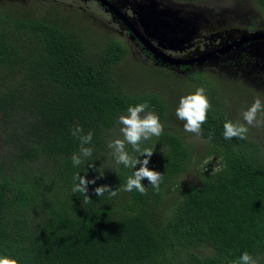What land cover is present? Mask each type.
I'll list each match as a JSON object with an SVG mask.
<instances>
[{
	"label": "trees",
	"instance_id": "1",
	"mask_svg": "<svg viewBox=\"0 0 264 264\" xmlns=\"http://www.w3.org/2000/svg\"><path fill=\"white\" fill-rule=\"evenodd\" d=\"M163 1L180 8L206 0ZM253 4L264 8V0ZM11 9L0 7V255L18 264H232L248 252L264 264V151L248 134L224 138L228 103L205 76H187L211 104L200 135L208 149L198 155L163 93L119 77L124 40H94L16 2ZM144 102L163 125L141 142L154 147L148 167L162 174L159 188L145 179L146 194L97 197L96 186L121 188L135 170L117 164L107 144L122 138L119 115ZM77 123L93 133L92 156L78 167ZM192 167L194 179L184 180ZM78 172L98 177L90 203L72 192Z\"/></svg>",
	"mask_w": 264,
	"mask_h": 264
},
{
	"label": "rangeland",
	"instance_id": "2",
	"mask_svg": "<svg viewBox=\"0 0 264 264\" xmlns=\"http://www.w3.org/2000/svg\"><path fill=\"white\" fill-rule=\"evenodd\" d=\"M253 1L254 0H206L193 7H201L205 9L208 12V16L213 13L219 14L221 12L222 16L216 15V18L221 17L224 19L227 23L224 26L225 28H229L231 25L235 27H245L248 25L250 26L255 20H260L264 17V8L255 7ZM14 2H16L22 9L25 8L26 11H33L35 17L63 22L70 27H79L80 30L87 31L94 40H100L110 35L108 34L109 32L107 29L97 21H93V19L88 16L61 6L54 1L14 0ZM5 5H7V3L3 2L2 6ZM11 12L14 13V7H12ZM213 30L214 29H212V31ZM233 33L237 35L239 34L238 30L235 29L233 30ZM111 35L119 37L116 32ZM248 48L250 49V53L253 54L256 52L252 45ZM263 49L264 47H261L259 51ZM155 66L156 65L154 64L147 63L143 60L142 56L138 55L133 48L128 46V54L122 63L118 65L117 69L120 73L119 77L131 89L137 91L156 89L158 92L163 93L165 97L168 98L170 110L175 114L180 97L194 92L199 87L191 82L185 74H178L177 76L168 69H160ZM201 73L205 76L208 83H210V86L215 88V94L219 97V100H221V98H223V100L226 98L225 100H227L229 111L227 116L232 120L245 123L242 113L257 98H259L262 105H264V79L255 78L252 74L241 72L240 70H237L236 72V69L230 74L225 73L223 76L213 73ZM261 113H263V115ZM260 114L261 120H264V110L257 113V120H260ZM178 122L184 130V122L181 120ZM248 127V137L257 140L264 151V124L258 127ZM183 133L189 144L192 145L191 153L193 149L194 152L199 155L202 151L204 152L208 149V147H206V142L200 138V135L197 136L194 133L186 131ZM213 157L214 155L212 154V156L205 161H211ZM195 167H192L190 173H185L182 176L184 180L194 179L193 174L195 172ZM212 167H214V169L218 168L214 161L212 162ZM202 171L204 172L205 169L202 168Z\"/></svg>",
	"mask_w": 264,
	"mask_h": 264
},
{
	"label": "flooded vegetation",
	"instance_id": "3",
	"mask_svg": "<svg viewBox=\"0 0 264 264\" xmlns=\"http://www.w3.org/2000/svg\"><path fill=\"white\" fill-rule=\"evenodd\" d=\"M51 1L88 16L93 21H97L107 29L108 34L116 32L119 38L124 40L129 47L133 48L138 55L142 56L143 60L147 63L169 69L177 76L178 74H185L192 77L197 76L201 72L223 76L225 73L230 74L236 69V72L240 70L241 72L252 74L255 78L264 79V49L252 54L248 48L252 45V41L248 38L250 33L264 32V17L260 20H255L250 26L235 27L231 25V27L225 28L224 26L227 23L224 19L221 17L216 18V15L222 16L221 12L219 14L212 12L213 14L208 16V12L201 7L194 8L187 4L183 5L179 8L182 9L180 10V14L194 24L195 30L194 32L190 31L183 38L184 42L176 44L183 47L181 50H164L166 53H170L174 58L180 60L177 65L170 66L155 60L145 46L139 42V38L128 27V22L132 20L135 22L133 28L140 35L147 38L151 43L157 44L156 39L148 37L140 25L136 24V16L133 13V8L139 2L148 0ZM3 2H6L7 5L2 6ZM7 6L14 7V0H0V7L7 8ZM194 13L195 15H193ZM122 16H125L126 19H123ZM212 29L214 30L212 31ZM234 29L238 30V35L233 33ZM243 37H246V40L240 44V40ZM227 44L230 46L228 54H223L221 48ZM212 51H216V59L208 58L207 54ZM183 61L189 62L185 64L182 63Z\"/></svg>",
	"mask_w": 264,
	"mask_h": 264
},
{
	"label": "clouds",
	"instance_id": "4",
	"mask_svg": "<svg viewBox=\"0 0 264 264\" xmlns=\"http://www.w3.org/2000/svg\"><path fill=\"white\" fill-rule=\"evenodd\" d=\"M147 102L129 106L126 114L118 117V123L121 125L120 133L122 138H115L108 142L107 147L111 149V156L114 157L117 164H123L126 168L135 169L127 177L126 183L121 188L112 189L107 184L98 185L94 189L97 197L108 194L109 199L117 197L121 191L132 192L134 189L141 194H146V186L142 183L147 179L149 184L154 188H159L163 179L160 172L148 167L149 158L153 155L154 147L142 148L141 142L150 140L152 137H159L163 132V125L154 110H148ZM211 108L209 99L203 87L197 88L194 92L181 96L175 110L176 117L183 121V128L186 132L201 135V126L207 120V113ZM264 110L259 98L242 113L245 123L226 119L223 123V136L225 139H247L249 132L248 126H261L264 120H257V113ZM72 135L80 141L78 153H73L71 161L73 166L85 165V162L92 156L93 148L88 146L92 142L93 133H85L80 124H74ZM126 145H131L137 156H132L126 150ZM142 157V158H139ZM92 167V162L87 163ZM139 165L137 168L136 166ZM86 172V170H85ZM103 176V172L99 173ZM86 178L79 172L73 176V193H80L84 198V203H90L92 200L88 196V185L95 184L96 179ZM0 264H18V260L8 255H0ZM232 264H259L258 258H254L248 252H243L237 261Z\"/></svg>",
	"mask_w": 264,
	"mask_h": 264
},
{
	"label": "water",
	"instance_id": "5",
	"mask_svg": "<svg viewBox=\"0 0 264 264\" xmlns=\"http://www.w3.org/2000/svg\"><path fill=\"white\" fill-rule=\"evenodd\" d=\"M133 9V13L136 16V24L140 25L148 37L157 40V44H153L140 35L133 28L135 22L131 20L128 22V27L139 38V42L145 46L155 60L170 66L177 65L180 60L164 50H181L183 47L176 44L184 42L183 38L190 31L194 32V24L180 14L182 9L163 0L141 1ZM122 18L126 19L125 16H122ZM245 38L243 37L240 40V44L245 42ZM248 38L252 41V46L256 51L264 47V32H252ZM229 47V44L222 46L221 52L223 54L227 53ZM207 56L209 59H216V51L208 53ZM188 62L183 61L182 63L186 64Z\"/></svg>",
	"mask_w": 264,
	"mask_h": 264
}]
</instances>
